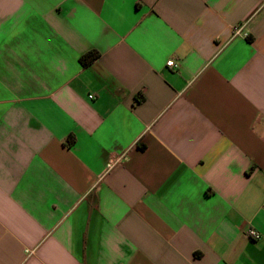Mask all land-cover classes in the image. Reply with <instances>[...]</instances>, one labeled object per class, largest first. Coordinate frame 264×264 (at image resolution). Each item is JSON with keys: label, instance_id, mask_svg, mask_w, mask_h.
I'll list each match as a JSON object with an SVG mask.
<instances>
[{"label": "crops", "instance_id": "1", "mask_svg": "<svg viewBox=\"0 0 264 264\" xmlns=\"http://www.w3.org/2000/svg\"><path fill=\"white\" fill-rule=\"evenodd\" d=\"M0 264H264V0H0Z\"/></svg>", "mask_w": 264, "mask_h": 264}, {"label": "built area", "instance_id": "2", "mask_svg": "<svg viewBox=\"0 0 264 264\" xmlns=\"http://www.w3.org/2000/svg\"><path fill=\"white\" fill-rule=\"evenodd\" d=\"M236 32H241V31H240V28H236ZM167 65H168L169 67L173 68V69H178L179 66H180V63L176 62V61L173 60V59H170V60H168ZM90 97L92 98V97H94V95H90ZM112 162H114V161H110L109 166L112 164ZM248 235H249L252 239H259L260 236H261L260 233H259L256 229H254V228H250V229L248 230Z\"/></svg>", "mask_w": 264, "mask_h": 264}, {"label": "trees", "instance_id": "3", "mask_svg": "<svg viewBox=\"0 0 264 264\" xmlns=\"http://www.w3.org/2000/svg\"><path fill=\"white\" fill-rule=\"evenodd\" d=\"M98 56V53L96 51H90L89 53L83 55L81 57V61L87 65L89 64L90 62H92L93 60H95Z\"/></svg>", "mask_w": 264, "mask_h": 264}]
</instances>
